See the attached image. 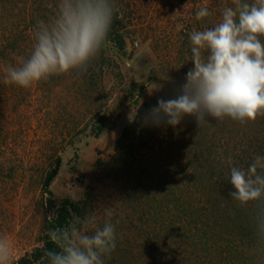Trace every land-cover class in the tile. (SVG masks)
<instances>
[{"label": "rangeland", "instance_id": "374dc122", "mask_svg": "<svg viewBox=\"0 0 264 264\" xmlns=\"http://www.w3.org/2000/svg\"><path fill=\"white\" fill-rule=\"evenodd\" d=\"M51 1V6L57 9L58 0ZM7 2L8 6H13L12 12L10 9V12L0 13V43L3 44L0 51L6 46L0 52V236L7 237L13 245L11 264L42 245L43 220L52 215L46 205L50 196L42 181L58 155L61 165L49 185L52 196L57 200H79L84 198L86 190H91L94 198L89 201L87 215H96L102 225L105 214L112 211L113 217L119 220L116 229L119 247L106 262H111L116 255L125 258V264H148L147 260L154 252L152 243L167 247L166 242H170L179 224L168 222L163 231L152 220L145 223L137 213L132 214V208L122 200L121 194H116L115 183L109 184V180L98 172L95 161L97 158L110 159L122 127L136 113L133 100L138 90L132 91L133 97L129 96L131 84L143 85V94L150 101L174 98L193 67L190 60L186 61L190 54L188 34L193 29L214 26L221 18L223 7L234 6L236 0H115L124 49L111 41L104 44L112 64L104 66L97 100L101 105L93 119L88 105L80 100L74 106L72 93H67L62 83L56 84V79L36 82L28 88L5 82V67L19 66L33 48L26 35L33 33L27 13L30 0ZM204 5L212 15L197 20L195 12ZM19 32L25 37L21 39ZM11 40L17 42L15 50L7 47ZM135 41L136 46L133 45ZM121 99L125 103L119 106ZM104 111L109 112L105 130L95 137L91 126ZM64 112L69 116L73 113L78 121L70 134V127L65 124L71 121L65 120ZM206 119L209 123L198 125L194 116L186 115L175 127L162 126L160 141L172 148L169 159L176 178L183 177L181 188L185 198L180 206L189 208L190 199L193 212L208 210L207 215L218 219L217 229L222 225L228 230L234 229L235 222L239 228L248 224L247 229L237 231V236H242L243 244L252 254L258 247L252 226L257 205L240 206L233 201L230 192L234 189L227 176L231 165L247 168L255 155L264 154V116L244 124L229 118L218 122L212 117ZM200 137L198 143L196 140ZM194 142L197 143L195 147ZM189 148H192L191 153H188ZM195 153L199 157L201 153L200 162L206 170L196 184L189 175L192 172L189 158ZM179 166L188 171L187 174L180 171ZM154 227L159 231H154ZM209 227L207 231L211 230ZM186 232L194 243L184 241L182 244L181 255L186 261L198 249L202 258L211 259V264L231 262L217 251L224 245L221 239L210 236L202 239L201 233H195L194 228ZM200 240L207 242L202 250H199ZM170 247H167L168 251ZM162 256L168 261L166 264H175L178 260L171 253L164 252Z\"/></svg>", "mask_w": 264, "mask_h": 264}, {"label": "clouds", "instance_id": "9594fccd", "mask_svg": "<svg viewBox=\"0 0 264 264\" xmlns=\"http://www.w3.org/2000/svg\"><path fill=\"white\" fill-rule=\"evenodd\" d=\"M116 13L115 0H58L54 16L37 21L34 44L19 66L8 65L5 82L28 88L50 76L73 69L86 71L107 40ZM201 6L197 20L211 16ZM264 0H236L225 6L212 27L188 34L193 63L179 93L159 99L145 117L154 126L175 127L186 116L198 125L229 118L241 124L264 116ZM230 198L240 206L256 204L252 226L260 251H264V154L255 155L247 168L231 165L227 176ZM113 212L102 225L94 214L75 217L52 235L59 251L47 254L49 264H106L117 247ZM13 245L0 236V264H11Z\"/></svg>", "mask_w": 264, "mask_h": 264}, {"label": "trees", "instance_id": "16d2710c", "mask_svg": "<svg viewBox=\"0 0 264 264\" xmlns=\"http://www.w3.org/2000/svg\"><path fill=\"white\" fill-rule=\"evenodd\" d=\"M7 1L8 0H0L1 14L7 11L10 12L9 10L13 8L12 4L8 6L9 2ZM51 5V0H30L28 4L27 13L30 29H32L33 33L26 35L30 37L32 46L34 44V29L37 21L50 20V16L52 15L53 17L56 12V8ZM19 33L21 39L25 37L22 32ZM262 39H264V37H262ZM106 41H111L119 49H124L125 40L122 33L119 32L117 13L114 15L113 23ZM1 44L2 42L0 45ZM7 47L11 50H15L17 47L16 40H11ZM4 49H6V46H3L0 52L4 51ZM110 64H112V60L107 55L105 47L103 46L97 55L89 62L86 71L73 69L67 73L50 76L37 83L44 82L45 80L47 81L51 78L56 79V81H58L56 84L62 83L65 91L70 94L72 93L73 99L75 98L73 100L75 103L74 106H76L80 100H83L88 105L87 107L93 119L100 109L99 105H101L97 104V100L100 98L99 95L101 92L100 89L102 88L101 81L104 74V66ZM0 83L2 84V82ZM137 86V82H133L128 92V95L133 97L134 94L132 91L138 90L136 98L133 100L134 106L136 107V113L133 119L122 127L120 135L115 141L114 153L110 159L108 161H103L101 158H97L95 163L98 172L109 180V184L112 181L115 183L114 189L117 190L116 194H121L122 200L126 201V205L132 208V214L137 213L139 219L144 218L145 223L148 219L152 220L154 223L159 224L161 226H159L160 230L163 231L167 229L165 227L169 225L168 222L172 225L174 222L179 224L175 227L170 242L165 241L168 248L171 246V250L168 251L167 247L159 246L158 243H152L154 252L153 255L148 258V264H166L168 261L164 260V256H162L164 252L166 254L171 253L175 259H178L175 261V264H207V262L211 264L209 261L211 259L202 258L198 253V249L196 251L193 250L192 256H189L187 261L181 255L182 249H184L182 247L183 242H188L191 245L193 243L189 237V233L186 232H191L192 228L195 229V233H201L200 237H203L202 239L206 236L215 238V240L221 239L220 241L224 243V245L218 248L217 251L220 256H222L223 253V257L225 255L226 259L231 261H228L229 264H264V251L257 250V247L254 252L251 249L253 252L252 254L249 253L246 246L243 244L242 236H237L240 231L247 229L248 224H246L245 228H239L240 226L235 222L234 229L228 230V228H224L223 225L221 228L217 229V223H219L217 217L207 215L206 212L208 210H204V212L200 213L193 212L192 202H190L189 198V202L187 203L190 205L189 208L180 206L181 204L183 205V199L185 198L184 190L181 188L182 183H184L183 177L180 176L176 178V173L172 170L173 163L169 159V152L172 151V148L163 141H160L162 140L163 125L154 126L151 123H145L146 115L152 107L156 106L157 102L150 101L144 96L143 85ZM124 103L125 100L121 99L119 101V106H122ZM64 107L65 106L62 108ZM63 115L67 116V118H65L66 121L67 119L71 121L68 125L65 124V126L70 127L68 128V134H70L72 133L71 130L77 126V118L75 119L73 113L70 116L66 113ZM108 118L109 112L104 111L100 117L94 120L91 126L93 136L98 137L103 133L105 130V120ZM200 139L201 137L196 141L200 143ZM193 144V147L197 145V143L195 145V142ZM191 149L192 148H189L188 153L192 152ZM200 157L195 153L193 157L189 158L192 162V172L189 175L195 184L197 181L199 182L201 176L206 173V170H203L204 165L200 162V159H202ZM60 165L61 157L58 155L55 157L51 168L46 172L42 181L44 189H46V192L50 196L46 201V205L52 212L51 218H44L43 220L42 245L35 247L31 252L24 253L17 260L16 264H49L47 258L48 252L59 251L51 234L57 229L65 227L75 217H84L87 215L89 201L94 198L92 197L93 194L91 190H86L84 198L79 200H71L69 198L57 200L52 196L49 185L57 175ZM179 167L180 171H182L183 167ZM184 171L187 174L188 171L184 169L183 173ZM113 219L117 220L115 217H113ZM211 223H213V226ZM183 224L184 226H182ZM208 226H210L209 228H211V230L209 229L207 231ZM159 228L154 227V231L155 229L159 231ZM182 228L184 229L180 230ZM205 243L207 242L200 240L199 250L206 247ZM256 243L257 242H255V244ZM118 247L119 244L117 241V247L113 252H116ZM221 260H224V258ZM125 262V258L115 255L111 262H106V264H125Z\"/></svg>", "mask_w": 264, "mask_h": 264}, {"label": "built area", "instance_id": "2783aa9c", "mask_svg": "<svg viewBox=\"0 0 264 264\" xmlns=\"http://www.w3.org/2000/svg\"><path fill=\"white\" fill-rule=\"evenodd\" d=\"M133 45H134V46H136V45H137V42H136V41H135V42H133Z\"/></svg>", "mask_w": 264, "mask_h": 264}]
</instances>
